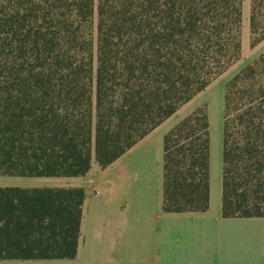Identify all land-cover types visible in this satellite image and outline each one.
Listing matches in <instances>:
<instances>
[{
    "label": "trees",
    "instance_id": "obj_1",
    "mask_svg": "<svg viewBox=\"0 0 264 264\" xmlns=\"http://www.w3.org/2000/svg\"><path fill=\"white\" fill-rule=\"evenodd\" d=\"M243 0H0V176L106 168L242 55ZM250 44L264 41L251 0ZM222 215L264 218V52L225 84ZM86 192L0 187V260H72ZM210 204L205 105L164 138L163 209Z\"/></svg>",
    "mask_w": 264,
    "mask_h": 264
},
{
    "label": "crops",
    "instance_id": "obj_2",
    "mask_svg": "<svg viewBox=\"0 0 264 264\" xmlns=\"http://www.w3.org/2000/svg\"><path fill=\"white\" fill-rule=\"evenodd\" d=\"M202 102L177 115L182 106L106 168L93 161L85 175L68 178L65 188L86 192L77 255L72 260L47 261L264 264V218L222 215L223 138L213 145L210 135L209 209L179 213L163 209L164 138Z\"/></svg>",
    "mask_w": 264,
    "mask_h": 264
},
{
    "label": "rangeland",
    "instance_id": "obj_3",
    "mask_svg": "<svg viewBox=\"0 0 264 264\" xmlns=\"http://www.w3.org/2000/svg\"><path fill=\"white\" fill-rule=\"evenodd\" d=\"M251 0H243L242 6V30H241V49L242 55L238 62L232 65L223 75L216 79L201 95H196L189 103L185 104L177 115L201 103L205 105L209 115L210 121V135L213 140V145L220 143L222 138L223 127V95L224 83L233 75L239 72L248 63L257 58L264 52V41L256 47H251L250 44V29H249V15H250ZM209 86V87H210ZM215 141V143H214ZM93 161L95 159L93 158ZM68 178L62 177H16V176H0V187L6 186H24V187H65L68 186ZM0 264H61L56 261H18V260H0Z\"/></svg>",
    "mask_w": 264,
    "mask_h": 264
}]
</instances>
